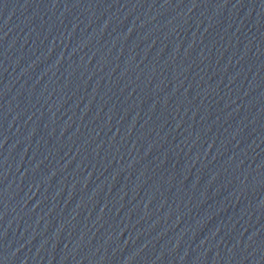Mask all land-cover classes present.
<instances>
[{
    "label": "water",
    "instance_id": "95a60500",
    "mask_svg": "<svg viewBox=\"0 0 264 264\" xmlns=\"http://www.w3.org/2000/svg\"><path fill=\"white\" fill-rule=\"evenodd\" d=\"M0 264H264V0H0Z\"/></svg>",
    "mask_w": 264,
    "mask_h": 264
}]
</instances>
